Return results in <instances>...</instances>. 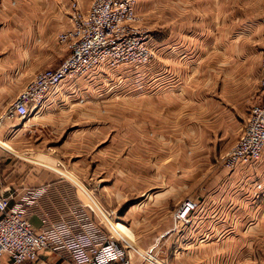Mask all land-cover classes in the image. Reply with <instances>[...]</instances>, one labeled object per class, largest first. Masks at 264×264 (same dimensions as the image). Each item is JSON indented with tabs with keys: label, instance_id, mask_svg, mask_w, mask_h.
Instances as JSON below:
<instances>
[{
	"label": "crops",
	"instance_id": "0c3cea01",
	"mask_svg": "<svg viewBox=\"0 0 264 264\" xmlns=\"http://www.w3.org/2000/svg\"><path fill=\"white\" fill-rule=\"evenodd\" d=\"M182 2L192 5V25H188V16L182 15L167 0L170 28L164 31L159 25L160 30L153 32V63L139 69H101L86 78L92 80V87L88 89L91 97L101 104L109 102L112 120L119 118L118 105L124 104L134 131L139 127L140 120L144 135L152 132L149 130L151 127L159 138L138 142L139 145L136 142L129 144L126 162L122 160L120 146H107L99 151L101 162L92 172L88 157V131L78 126L59 144L68 154L64 160L61 159L62 150L61 154L50 158L54 163L51 166L26 165L20 160L22 156L33 149L40 151L45 148L44 142H49L51 135L54 137L50 134L53 131L56 135L57 127L67 123L81 125L79 117L67 121L60 114L52 118L46 115L76 105L74 101L83 97L79 82H70L67 86L63 83L47 98L46 106L33 111L35 115L31 114L29 119L32 126H43L45 123L49 126L46 129L48 132L27 135L16 119L0 124V195L14 203L29 190L43 189L36 204L26 208L28 221L35 229L42 231L62 219H68L74 208L80 207L90 213L105 240L112 241L109 220H106L110 211L101 202L111 205L112 201L121 200L123 184L129 183L131 191L138 190V182L145 181L142 171L144 167H149L147 159L150 158L154 160V165L149 174L153 173L155 180L160 176L164 182L184 186L189 179L196 190L194 196L201 197L202 207L193 213L192 225L181 231L173 229L175 223L170 201L163 203L165 213L168 210L171 212L172 223L168 233L171 239L168 259L170 256L173 261L181 258L184 244L194 243L198 246V253H201L204 244L216 247L220 243L234 242L232 246H236L223 255L215 251L216 256L212 257L214 264H264V247L254 246L259 239L264 240V151L260 163L231 172L226 170L222 172L220 184H216L218 181L213 176L209 185L212 171L207 173L208 167L202 171L205 167L193 162L194 166L197 164V169L195 167L187 173V159L181 151L184 147L166 138L168 134L197 131L210 137L203 142L205 146L229 149L237 143L250 112L246 97L251 92V80L254 83L256 78L245 68L252 58L260 56L259 46L264 37V0ZM63 11L65 7L21 9L16 13V24H5L3 32L0 31V81L32 80L39 71L57 68L67 59V52L61 47L58 35L68 25ZM136 11L139 13L138 4ZM164 12L163 9L161 13ZM179 20L187 22L173 28V21ZM166 31L169 41L162 39V32ZM259 73L260 69L258 78ZM117 76L119 80L115 82ZM18 93L6 92L0 85V118ZM118 98L124 101H118ZM64 172L73 173L80 180L75 182ZM150 177L148 181H152ZM91 181L101 186L99 195L88 190ZM257 185L261 186V190L256 188ZM83 197L91 199L94 207H87ZM224 257L231 258V261H219ZM140 260L132 257L133 264H141ZM24 264L71 262L44 252L37 261Z\"/></svg>",
	"mask_w": 264,
	"mask_h": 264
},
{
	"label": "rangeland",
	"instance_id": "374dc122",
	"mask_svg": "<svg viewBox=\"0 0 264 264\" xmlns=\"http://www.w3.org/2000/svg\"><path fill=\"white\" fill-rule=\"evenodd\" d=\"M169 1L172 2L171 5L175 6V8L180 11L182 15L188 16V25L191 26L193 20L190 16V8L192 5L185 4L184 2H182V0ZM91 2L92 0H0V12L2 11V14L0 15V31L2 30L3 32L2 28L8 22L16 24V13L21 12V9L65 7V11H63V14L68 19V25L58 34L60 36L62 32H65L69 30V28H71V16L73 15V11L76 8H78L81 12L87 11L92 5ZM75 3L78 4V6H74ZM137 4L139 11V13L137 14L140 19L138 22V26L143 32L147 34L148 45L153 50V52H155V37L153 32L156 30L159 31L160 27H162L161 30L164 31L170 28V21L168 20L166 11L167 0H137ZM163 9L165 10V12L162 14L161 11H163ZM186 22V20L173 21V28H179L181 25H185ZM13 27L15 28L14 25ZM12 32H15V30H13ZM16 33L18 32H15V34ZM162 33V39L164 41H169L168 31ZM61 47H63L67 52L68 58L70 51H68V48L62 44ZM259 47V58H252L249 65L245 68V70H249L250 72L254 73V76L256 78L254 83L251 80V92L250 95L246 97L248 106L247 109L249 108V110L252 106L259 104L264 97V94L260 88V79L258 78V72L259 69H261V53L264 48V37L262 40V44ZM154 61L155 53L153 59L149 62V64L153 63ZM122 69L123 67L121 68V70ZM123 73L124 72H121V74ZM86 78H75L63 82L65 86H67L66 84H70V82H79L78 85H80V90L83 93V97H79L78 101H74L76 105H74L72 102L71 104L73 105L65 107L64 109L60 108L55 112V114H50L49 112L46 114L49 115L50 118L60 114V116L66 118L67 121H70L71 118L79 117L81 119V125L79 123H67L65 125H62L60 128L57 127L56 135L55 131L52 130L53 132L50 134H53L54 137L52 138L51 135L50 141L44 142L45 148H41L42 150L40 151H38V149L36 151L33 149L30 152H26L22 156V159H20L23 163L30 166H39L40 164L44 166H51V164L54 163L50 160V158L56 157V154H61L60 151L62 150H64V153L61 154L63 155L61 156V159L64 160V158H66L68 154L63 147L59 146V144H62L64 142V139L69 137L73 130L78 129V126L85 127L88 131V157L90 161V169L92 172H94L97 164L101 162L99 161L100 158H98L99 151L106 149L107 146H120V154L122 160H125L126 162L128 161L127 155L129 144L133 142H136L138 144V142L143 141L151 142L159 138V136L154 132V129L151 127L149 128V130H152V132L144 135L142 128L143 124L140 120L138 122L139 127L134 131L132 129V120H128L127 118L124 104H121L120 106L118 105L117 112L119 113V118L116 119L117 121L114 118L112 120V113H110L109 102L101 104L91 97V93H89L90 90L88 89L92 87V80ZM114 80L115 82H117L119 80L118 76ZM29 81H31V79H6V81H0V85L6 92L16 91L19 92V95ZM14 99L10 102V104L14 101ZM118 101H124V99H119ZM34 113L35 112H32L31 114ZM31 114L29 117L23 120L18 118L16 119L17 121L21 122L20 128H23L24 133H26L27 135H37L42 133L43 131L44 133L48 132L46 129L49 126H46L45 123L43 126L30 125L31 122L29 121V119L31 118ZM83 119L85 120V122ZM39 128H42L41 131H38ZM69 129H71V131ZM134 133L136 134L134 135ZM140 133H142L143 135H139ZM202 133L203 132L197 131L182 132L172 135L168 134L166 138L169 142L171 141L172 143H180L184 147L181 151H183L182 154H184L185 159H187V173H191V171H193L195 167L197 169V164L196 166H194L193 162H199L200 166L202 165L203 167H205L202 168V171H205L207 167L209 169L207 173H209L210 170L212 171V175H210V178H208V184H212L210 179H212L213 176L215 177L214 180L218 181L216 184H220L222 172L226 171L222 157H224L226 153L230 151L229 149H231L233 146L229 149H226V147L223 146H215L214 148L205 146L203 142H206L207 139H210V137L206 136L205 133ZM170 146L174 147L173 145ZM111 150L112 149H109V151ZM141 155H143L144 158V151L141 152ZM141 158L142 157H139V159ZM101 160H103V156H101ZM147 160H149V167H144L142 171V176L144 177L145 181L138 182V190L131 191L129 183L123 184V197L119 201H112L113 203H111V205L108 203L106 204V202L104 203L103 201L101 202L100 196L98 197L99 199L97 198L101 202L103 207L109 209L110 211V217L106 218V220H109L108 224L110 225V239L125 246L127 248V251L130 252L129 255L137 259H141L142 254L150 249L155 248L161 250V255L162 257H164L166 264H214L215 259H212V257L216 256L215 251L218 250L217 253L223 255L224 252L232 250L236 246H232L234 242L220 243L219 246L217 245L216 247H210L209 244H204V246H202L201 253L200 251L198 253V246L194 245V243L191 245L188 243L182 246L183 248L181 251V258H179L177 261H173L171 260L170 256L168 259V254L170 252L169 248H171V239H169L168 233L170 228L172 227V223L170 221V210L173 211V219V214L179 208L178 206L187 199L197 200L200 203V207H202L201 197L200 199H198L199 196H194L196 190H194L195 188L191 186L189 179L184 186L164 182L163 179L160 178V176L158 180H155V176H153V173L152 175L149 174L151 173L152 166L154 165V160L150 158H148ZM57 162L59 163L60 161ZM60 164H64V162H60ZM147 169L150 172H148ZM64 174L67 178L75 180V182H78V180H80V178L75 176V174L73 175V173L71 174L64 172ZM35 175L38 174L36 173ZM149 177L152 181L147 180ZM80 188L84 189L82 186H80ZM87 188L88 190H92V193H96L99 195L101 186L99 187L93 181H91L90 185H88ZM168 194L171 195V197H169ZM167 195L168 197H166ZM83 198L87 207L89 205L94 207V203H92L91 199L87 200V197ZM166 200L170 201V210L166 211L165 213L164 209H162V205ZM185 228L186 227L182 228L180 226L176 228L175 223L173 229L175 231H181ZM254 246L264 247V240L259 239ZM209 253L215 254L211 255ZM222 260L224 262H227L231 261V258L224 257V259H219V261L221 262Z\"/></svg>",
	"mask_w": 264,
	"mask_h": 264
},
{
	"label": "built area",
	"instance_id": "2783aa9c",
	"mask_svg": "<svg viewBox=\"0 0 264 264\" xmlns=\"http://www.w3.org/2000/svg\"><path fill=\"white\" fill-rule=\"evenodd\" d=\"M91 3L87 11L78 8L73 11L71 28L59 36V42L70 51L68 58L57 68L39 71L1 115L0 124L17 118L23 120L31 112L41 110L47 98L67 80L86 78L101 69L148 66L155 52L148 45L147 34L138 26L137 0ZM259 78L264 94V48ZM244 126L237 143L222 157L229 172L262 161L264 98L250 108ZM256 188L261 190L260 185ZM42 192L43 189L29 190L14 203L0 195V264L35 262L44 252L67 258L71 264H133L127 248L105 240L101 228L85 208H74L68 219L42 231L35 229L28 221L26 208L35 205ZM178 207L173 214L176 228L191 226L200 203L187 199ZM161 252L155 248L146 251L141 264H166Z\"/></svg>",
	"mask_w": 264,
	"mask_h": 264
}]
</instances>
